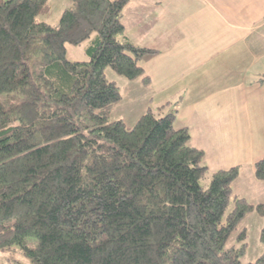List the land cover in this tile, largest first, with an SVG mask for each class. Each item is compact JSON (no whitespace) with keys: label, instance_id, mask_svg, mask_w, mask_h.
Listing matches in <instances>:
<instances>
[{"label":"trees","instance_id":"obj_1","mask_svg":"<svg viewBox=\"0 0 264 264\" xmlns=\"http://www.w3.org/2000/svg\"><path fill=\"white\" fill-rule=\"evenodd\" d=\"M48 1L0 0V251L34 264H244L246 229L228 241L264 204L234 192L241 168L211 171L175 111L149 108L132 127L111 117L122 95L106 68L132 80L158 53L125 37L130 0H72L57 26L37 18ZM93 35L89 59L70 60L67 45ZM254 172L264 181V157Z\"/></svg>","mask_w":264,"mask_h":264},{"label":"crops","instance_id":"obj_2","mask_svg":"<svg viewBox=\"0 0 264 264\" xmlns=\"http://www.w3.org/2000/svg\"><path fill=\"white\" fill-rule=\"evenodd\" d=\"M121 21L126 38L158 51L140 63L142 107L175 111L205 165L239 166L234 192L264 204L254 172L264 157V0H130Z\"/></svg>","mask_w":264,"mask_h":264},{"label":"rangeland","instance_id":"obj_3","mask_svg":"<svg viewBox=\"0 0 264 264\" xmlns=\"http://www.w3.org/2000/svg\"><path fill=\"white\" fill-rule=\"evenodd\" d=\"M49 12L45 14L38 15L39 20H43L52 26H57L60 22L62 13L64 10L72 5V0H49ZM96 37L93 35L92 38L82 43L81 45H67V54L68 58L73 61H86L89 59L88 48L91 44V41ZM143 64V62H141ZM107 79L114 81L120 88L122 100L121 102L114 107L112 112V119H122L125 123L132 127L136 124L138 119L145 113V109L142 107L140 98L145 97L147 94L145 91H149L143 86L140 85L141 77L135 79H129L119 73H117L113 68L107 67L105 70ZM140 88V89H137ZM144 89V90H141ZM167 113V112H166ZM178 126V123L175 122ZM189 144L192 145L191 141ZM211 178V173L205 177L202 181V185L207 187V183ZM252 185L246 187L247 189L251 188ZM263 188L257 189L258 195L256 196V201L264 202V190ZM254 192L253 196L257 193ZM248 198L250 195V190L247 191ZM251 197V196H250ZM253 201V200H252ZM264 228V215L257 212L250 213L247 215L241 222L239 229L235 231L231 238L228 241V245H231L237 241V235L242 229L247 231V248L242 261L244 264L256 261L261 255L264 254V243L261 241V231ZM12 261L8 260V255L0 251V264H34L30 259L22 255L21 253L17 254Z\"/></svg>","mask_w":264,"mask_h":264}]
</instances>
